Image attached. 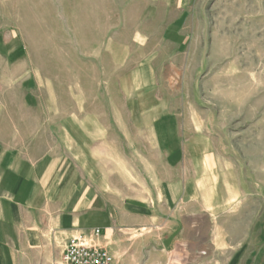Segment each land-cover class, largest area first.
<instances>
[{"label": "rangeland", "instance_id": "obj_1", "mask_svg": "<svg viewBox=\"0 0 264 264\" xmlns=\"http://www.w3.org/2000/svg\"><path fill=\"white\" fill-rule=\"evenodd\" d=\"M165 10L155 0H0V147L49 131L54 150L115 189L105 205L149 209L146 231L88 232L112 264H226L233 252L212 245L239 246L264 218V0ZM172 19L184 36L165 32ZM202 152L208 170L192 163ZM187 211L186 239H167V215Z\"/></svg>", "mask_w": 264, "mask_h": 264}, {"label": "crops", "instance_id": "obj_2", "mask_svg": "<svg viewBox=\"0 0 264 264\" xmlns=\"http://www.w3.org/2000/svg\"><path fill=\"white\" fill-rule=\"evenodd\" d=\"M155 2L164 10H180L181 16H186L190 0ZM180 21L168 20L165 32L174 27V33L184 36ZM41 136V133L31 134L27 139L20 136L17 146L3 142L0 147V264H54L55 256L63 258L71 238L90 241L88 232L96 228L102 233L107 230L111 239L116 238L118 231L150 229L148 208L125 205L122 212L115 203L105 205L106 200L117 201L115 189H103L102 185L109 184L88 178L86 170L62 147L54 150L51 132L45 130V140ZM172 153L168 167L178 169L181 149ZM188 153L193 156L192 151ZM207 153L196 155L193 165L197 162L208 170ZM175 178L173 175L168 183L174 197L180 186ZM141 185L147 193V182ZM191 213L170 212L167 217L171 219L162 228V234L170 233L167 239L178 237L177 242H182L186 239L185 228L178 223ZM165 245L169 246V242ZM212 246L216 254L233 252L229 257L225 255L226 264H264V218L258 220L251 237L239 246L228 241Z\"/></svg>", "mask_w": 264, "mask_h": 264}, {"label": "built area", "instance_id": "obj_3", "mask_svg": "<svg viewBox=\"0 0 264 264\" xmlns=\"http://www.w3.org/2000/svg\"><path fill=\"white\" fill-rule=\"evenodd\" d=\"M100 235V230L94 232V236ZM63 264H112V257L106 249L89 245L85 238H71L64 248Z\"/></svg>", "mask_w": 264, "mask_h": 264}]
</instances>
